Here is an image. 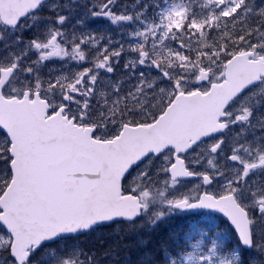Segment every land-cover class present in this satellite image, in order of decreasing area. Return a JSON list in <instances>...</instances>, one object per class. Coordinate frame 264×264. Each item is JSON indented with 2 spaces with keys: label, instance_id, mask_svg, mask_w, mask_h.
Here are the masks:
<instances>
[{
  "label": "snow or ice",
  "instance_id": "snow-or-ice-1",
  "mask_svg": "<svg viewBox=\"0 0 264 264\" xmlns=\"http://www.w3.org/2000/svg\"><path fill=\"white\" fill-rule=\"evenodd\" d=\"M0 264H264V0H0Z\"/></svg>",
  "mask_w": 264,
  "mask_h": 264
}]
</instances>
